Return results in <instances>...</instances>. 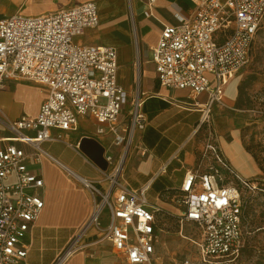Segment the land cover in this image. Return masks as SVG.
Masks as SVG:
<instances>
[{
    "label": "built area",
    "instance_id": "1",
    "mask_svg": "<svg viewBox=\"0 0 264 264\" xmlns=\"http://www.w3.org/2000/svg\"><path fill=\"white\" fill-rule=\"evenodd\" d=\"M155 1L149 0L150 5ZM178 19V24L164 26L152 47V61L163 86L194 96L207 94L203 126L222 103L225 86L249 63L264 21V0H200L190 17ZM98 23L93 1L39 15H0V91L7 79L48 91L36 116H0V264H20L27 257L28 233L45 207L44 179L29 170V156L19 144L30 146L39 158L45 153L43 142L63 139L64 132L78 127L80 116L88 115L109 125L115 142L127 143L130 150L135 129L144 127L142 97L135 96L126 109L129 100L119 79L117 49L81 40L86 29ZM127 119L130 126L121 133L119 127ZM200 161L204 171H188L181 185L164 195L179 207L173 215L180 235L188 238L185 226L196 230L188 239L198 249L197 258H175L171 264H258L241 259L250 235L243 191L257 189L258 182L239 175L211 134ZM168 165L154 178L166 173ZM122 170L120 165L109 174L106 191L82 179L95 195L84 230H102L95 242L109 244L126 264H162L157 244L164 211L148 199L153 180L133 189L122 181ZM85 246L80 236L74 238L54 264H66Z\"/></svg>",
    "mask_w": 264,
    "mask_h": 264
},
{
    "label": "crops",
    "instance_id": "2",
    "mask_svg": "<svg viewBox=\"0 0 264 264\" xmlns=\"http://www.w3.org/2000/svg\"><path fill=\"white\" fill-rule=\"evenodd\" d=\"M10 1L13 4L10 13L8 8H4L0 15L17 12L39 15L84 2H95L99 23L86 29L81 40L115 47L118 51L119 79L129 100L126 109L130 108L131 100L137 95L144 101L141 107L144 127L135 129L130 150L127 143L115 142L116 134L109 125H102L88 115L80 116L78 127L64 132L63 139L43 142L41 146L45 153L39 158L34 156L30 146L19 144L29 156V170L44 179L41 193L45 200L39 219L28 233L30 250L20 264H54L62 251L78 236L86 246L66 264H126L109 244L95 242L96 236L102 235V230L95 227L84 230L94 210L95 195L85 187L82 179L92 181L106 191L110 188L109 174L122 165L121 179L133 189L153 180L148 199L168 214L172 211L168 208L174 206L164 196L167 190L179 187L188 171H204L205 163L200 160L206 139H198L196 135L202 127L201 109L207 94L194 96L188 90L163 86L152 61V47L159 41L164 26L178 24V16L190 17L200 0H156L152 5L149 0ZM7 80L11 85L0 91V110L5 116H0L8 120L36 116L48 96L46 88ZM129 126L127 119L120 125L119 131L123 133V128ZM207 126V132L211 134V121ZM101 127L104 132H99ZM232 131L234 134L235 131ZM84 137L92 138L103 148L106 167L80 149ZM221 143L219 145L225 157L238 173L240 170L243 173L239 175L253 178L257 167L243 144L238 140L227 142L224 139ZM246 160L253 162L256 172L251 173L242 165ZM167 163V172L154 178ZM88 164L95 167L96 173L85 169ZM102 215L106 220V213Z\"/></svg>",
    "mask_w": 264,
    "mask_h": 264
},
{
    "label": "rangeland",
    "instance_id": "3",
    "mask_svg": "<svg viewBox=\"0 0 264 264\" xmlns=\"http://www.w3.org/2000/svg\"><path fill=\"white\" fill-rule=\"evenodd\" d=\"M12 7L10 0L0 2L1 12L4 8H8L9 14ZM4 84L1 90L11 85L8 80H5ZM224 92L222 103H217L211 113V139L220 145L223 139L227 142L238 140L255 161L257 173L251 179L258 182V188L243 191L244 215L250 235L241 259L244 262L255 261L264 264V21L253 44L249 63L225 86ZM2 114L5 116L0 110V115L3 116ZM215 118L216 122H214ZM229 121L230 125H228ZM207 129L208 126L205 124L197 132L196 137L205 140L209 135ZM232 130L235 131L234 134ZM242 165L251 170V173L256 172L251 160L242 162ZM85 169L91 173L97 171L90 164ZM239 173L243 174L241 170ZM172 205L174 207L168 208L172 210L171 215L162 212L159 216L160 233L157 251L162 264H171L175 258L180 257H198L197 246L188 239L196 234V230L185 226L184 236L188 238L180 235L177 218L173 215L179 213V207Z\"/></svg>",
    "mask_w": 264,
    "mask_h": 264
},
{
    "label": "water",
    "instance_id": "4",
    "mask_svg": "<svg viewBox=\"0 0 264 264\" xmlns=\"http://www.w3.org/2000/svg\"><path fill=\"white\" fill-rule=\"evenodd\" d=\"M90 146H92V149H90ZM80 149L102 167L107 166V161L103 157V148L92 138L84 137L81 140Z\"/></svg>",
    "mask_w": 264,
    "mask_h": 264
}]
</instances>
